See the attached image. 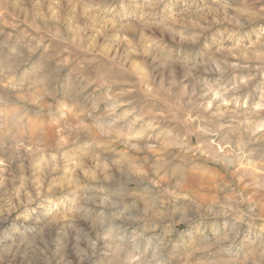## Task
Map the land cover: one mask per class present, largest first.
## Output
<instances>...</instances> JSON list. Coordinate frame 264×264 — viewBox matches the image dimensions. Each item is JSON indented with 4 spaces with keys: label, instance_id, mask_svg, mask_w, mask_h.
Returning a JSON list of instances; mask_svg holds the SVG:
<instances>
[{
    "label": "clouds",
    "instance_id": "1",
    "mask_svg": "<svg viewBox=\"0 0 264 264\" xmlns=\"http://www.w3.org/2000/svg\"><path fill=\"white\" fill-rule=\"evenodd\" d=\"M0 264H264V0H0Z\"/></svg>",
    "mask_w": 264,
    "mask_h": 264
}]
</instances>
